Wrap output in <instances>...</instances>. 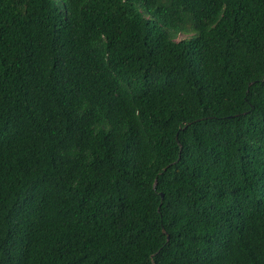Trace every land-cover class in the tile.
<instances>
[{
	"label": "trees",
	"instance_id": "trees-1",
	"mask_svg": "<svg viewBox=\"0 0 264 264\" xmlns=\"http://www.w3.org/2000/svg\"><path fill=\"white\" fill-rule=\"evenodd\" d=\"M0 264H264V0H0Z\"/></svg>",
	"mask_w": 264,
	"mask_h": 264
}]
</instances>
